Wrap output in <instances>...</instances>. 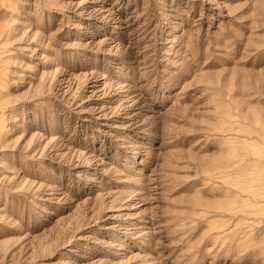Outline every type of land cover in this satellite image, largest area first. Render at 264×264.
I'll list each match as a JSON object with an SVG mask.
<instances>
[{"label":"rangeland","instance_id":"1","mask_svg":"<svg viewBox=\"0 0 264 264\" xmlns=\"http://www.w3.org/2000/svg\"><path fill=\"white\" fill-rule=\"evenodd\" d=\"M0 264H264V0H0Z\"/></svg>","mask_w":264,"mask_h":264}]
</instances>
